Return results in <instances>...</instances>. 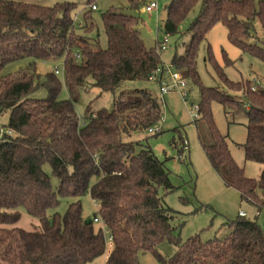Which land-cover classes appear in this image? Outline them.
Masks as SVG:
<instances>
[{"label": "trees", "instance_id": "16d2710c", "mask_svg": "<svg viewBox=\"0 0 264 264\" xmlns=\"http://www.w3.org/2000/svg\"><path fill=\"white\" fill-rule=\"evenodd\" d=\"M93 1L87 0L85 24L77 26L71 16L73 2L0 0V114H9L7 126L14 131L0 137V264H88L107 248L97 222L113 239L105 264H140L144 252L162 264H264V226L255 213L224 223L230 229L226 238H180L181 226L173 224L178 212L165 199L178 189L171 170L144 140L123 139L124 133L147 131L163 115L150 89L122 88L128 80H149L164 64L158 50L162 40L148 47L138 17L111 6L101 14L107 37L102 47L99 37L88 35L95 26ZM140 3L130 0L133 9ZM198 5L187 29L192 41L171 64L199 86V117L194 121L212 167L228 187L239 191L242 201L264 211V88L256 90L251 80H230L217 63L223 86H206L197 69L200 43L217 23L227 27L229 39L243 52L264 60V0H171L165 32L178 33ZM208 52L212 59L209 45ZM24 58L31 59L24 70L3 73L7 64ZM60 58L68 91L64 98L61 73H41L36 67V60ZM88 78L114 94V108L94 111L89 106L81 122L75 103ZM41 89L45 95L36 96ZM239 91L242 98L234 99L232 93ZM213 101L226 114L246 113V139L240 145L246 160L263 166L258 177L246 175L234 159L227 134L214 120ZM174 144L183 152L188 141L180 136ZM45 164L58 179L55 188ZM93 176L98 179L91 184ZM58 194L72 201L62 218H52L48 212L58 205ZM86 194L98 203L93 218L82 214L80 198ZM22 208L39 220L33 229L16 225ZM166 241L178 248L169 257L159 252Z\"/></svg>", "mask_w": 264, "mask_h": 264}, {"label": "rangeland", "instance_id": "374dc122", "mask_svg": "<svg viewBox=\"0 0 264 264\" xmlns=\"http://www.w3.org/2000/svg\"><path fill=\"white\" fill-rule=\"evenodd\" d=\"M46 5H53L58 2L75 3L71 11V16L77 26L85 24L84 11L89 9L87 0H24ZM140 6L133 9L130 6V0H94L93 3L97 9L92 11V18L95 23L93 30L88 34L92 37H99L102 47L107 46V37L101 19L102 12L111 6L127 14H133L138 17V28L140 34L148 47H155L159 40L168 38L166 49H158L164 65L171 66L175 55L185 51L186 45L192 41L191 33L187 30L191 21L198 13L199 5L193 10L179 25L178 33L167 34L164 24L167 16V6L171 0H139ZM150 1H156L158 7L153 11H146L145 6ZM257 31L262 34V28L257 21ZM208 45L212 59L209 58ZM31 59L24 58L7 64L3 73L16 74L24 70L31 62ZM216 63L219 64L226 76L234 81L242 80L253 81V87L258 90L264 88V60L248 52H243L228 37L227 27L222 23L214 25L207 33L206 38L200 43L197 56V69L201 75L202 81L206 86L222 87V80L219 78ZM37 70L41 73L54 71L58 67L61 71L59 78L63 83L61 97H68V91L64 86V59L58 60H36ZM172 67V66H171ZM187 79V78H186ZM187 86L184 92L170 91L163 97L161 87L158 81L149 80H128L123 84V89L131 90L136 87L150 89L160 102L163 115L158 121L157 126L161 129L159 134H152L148 130L142 132L123 134L125 141L144 140L153 149L155 155L165 162L166 167L171 170V179L178 189L166 195L165 199L169 206L177 211V217L173 224L181 226L179 236L186 240L192 235L199 234L203 241L218 236L226 238L230 235V229L224 223L238 218L240 210L251 213L255 206L247 201H242L238 190L228 187L208 160L205 151L199 141L195 119L193 117V105H198L201 99L200 89L197 84L187 79ZM234 99L242 98L243 92H233ZM36 96L45 95L43 89L39 90ZM163 97V99L161 98ZM115 96L112 92L103 91L92 85V78H88L87 88L80 93L79 99L75 103L76 110L80 116L81 122L87 108L90 106L94 111L106 107L110 110L114 108ZM249 106H246L248 108ZM214 120L223 134H227L231 153L236 162L242 166L246 175L256 178L261 173V164L245 159V152L240 145L246 139L247 115L245 112L226 114L224 107L220 102L213 101L211 105ZM9 119L8 113L0 114V129L7 132ZM1 135V131H0ZM14 135V131H13ZM180 136L188 141V146L179 151L174 142L180 140ZM46 172L50 174L53 187L58 184V179L52 175L49 164L44 165ZM98 178L93 176L91 184ZM82 214L85 218H93L98 210V203L92 199L90 194L81 198ZM187 199V201H186ZM58 205L50 209L48 214L52 218L55 214L63 217L72 198L66 195L58 194ZM198 209V211H197ZM21 216L16 225L25 229H33L39 224V220L31 216L25 209H21ZM258 222L264 226V211L258 217ZM102 227L103 232L108 238L107 227L102 223H95ZM178 248L169 243L163 242L159 246V252L169 257ZM105 255L94 259L88 264H105ZM140 264H162L150 252L140 254Z\"/></svg>", "mask_w": 264, "mask_h": 264}, {"label": "built area", "instance_id": "2783aa9c", "mask_svg": "<svg viewBox=\"0 0 264 264\" xmlns=\"http://www.w3.org/2000/svg\"><path fill=\"white\" fill-rule=\"evenodd\" d=\"M157 7H158V3L156 1H150L149 3L146 4L145 10L153 11ZM92 8L96 9L97 6L92 5ZM167 42H168V38L165 37V39L162 40V45H161L162 50L166 49ZM80 57H81L80 54H77V58L80 59ZM171 66H166L164 64L159 66L151 75V79L159 80V84L162 91L161 94L163 97L167 92L176 91V90L183 92L184 96L187 97L188 96L187 92H184V88L187 86L188 83L187 79L184 78L182 74L178 70H176L172 64ZM56 72L61 73L58 67L56 68ZM193 106H194L193 117L194 119H197L199 117V112H198L199 105H193ZM0 131H1L0 137H2L5 134H13V131L11 129H9L7 132L2 131V129H0ZM148 131L154 134L160 132L161 129L157 125H153L149 127ZM254 213L260 216L262 210L255 209ZM239 215L247 216L248 213L244 210H240ZM95 220L97 221V218H95ZM112 248H113V239L112 236L109 234L107 238V248L105 251L106 257L109 256Z\"/></svg>", "mask_w": 264, "mask_h": 264}, {"label": "crops", "instance_id": "0c3cea01", "mask_svg": "<svg viewBox=\"0 0 264 264\" xmlns=\"http://www.w3.org/2000/svg\"><path fill=\"white\" fill-rule=\"evenodd\" d=\"M262 169V168H261ZM254 211H255V208H254V210L250 213V214H253L254 213ZM238 215H239V213H238Z\"/></svg>", "mask_w": 264, "mask_h": 264}, {"label": "water", "instance_id": "95a60500", "mask_svg": "<svg viewBox=\"0 0 264 264\" xmlns=\"http://www.w3.org/2000/svg\"><path fill=\"white\" fill-rule=\"evenodd\" d=\"M90 221V219H88V222Z\"/></svg>", "mask_w": 264, "mask_h": 264}]
</instances>
